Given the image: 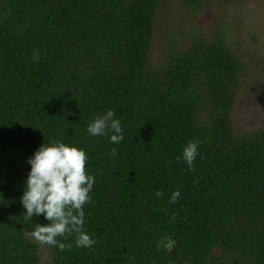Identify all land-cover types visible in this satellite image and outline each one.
I'll use <instances>...</instances> for the list:
<instances>
[{
  "label": "trees",
  "instance_id": "obj_1",
  "mask_svg": "<svg viewBox=\"0 0 264 264\" xmlns=\"http://www.w3.org/2000/svg\"><path fill=\"white\" fill-rule=\"evenodd\" d=\"M165 1L0 0V264H264V124L233 116L235 28L159 41ZM177 1L193 16L207 0ZM109 110L119 144L87 131ZM53 142L88 156L90 248L75 233L58 238L66 251L41 245L30 233L49 221L24 219L27 161Z\"/></svg>",
  "mask_w": 264,
  "mask_h": 264
},
{
  "label": "clouds",
  "instance_id": "obj_2",
  "mask_svg": "<svg viewBox=\"0 0 264 264\" xmlns=\"http://www.w3.org/2000/svg\"><path fill=\"white\" fill-rule=\"evenodd\" d=\"M34 60L39 62V53H34ZM115 113L109 110L98 115L88 125L87 131L92 136L113 134L110 141L119 144L123 139V129ZM199 141L189 142L183 149V160L188 168L194 170V161L199 155ZM117 149H111L115 156ZM180 159V157H177ZM88 156L86 152L63 142L42 144L28 159L31 170L28 174L26 187L21 202L26 209L24 219L33 220L34 216H44L48 224H35L31 237L41 245L55 246L60 251L71 248V244L60 242L58 238L67 239L76 234L77 247H92L96 241L87 234L84 228V206L92 202L91 192L95 177L87 172ZM156 196L162 197L163 192L157 191ZM179 190L171 195L170 203H176L180 197ZM175 219V216H173Z\"/></svg>",
  "mask_w": 264,
  "mask_h": 264
},
{
  "label": "rangeland",
  "instance_id": "obj_3",
  "mask_svg": "<svg viewBox=\"0 0 264 264\" xmlns=\"http://www.w3.org/2000/svg\"><path fill=\"white\" fill-rule=\"evenodd\" d=\"M160 12L159 41L172 32L184 37L191 26L201 33L220 23L234 26L230 47L245 70L233 116L246 129L264 124V0H207L203 12L193 16L177 0H166Z\"/></svg>",
  "mask_w": 264,
  "mask_h": 264
}]
</instances>
